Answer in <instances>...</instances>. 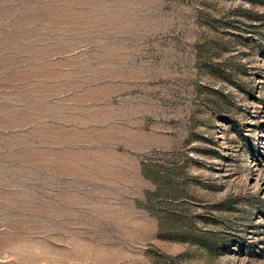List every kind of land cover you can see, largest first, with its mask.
Returning a JSON list of instances; mask_svg holds the SVG:
<instances>
[{
  "label": "rangeland",
  "instance_id": "1",
  "mask_svg": "<svg viewBox=\"0 0 264 264\" xmlns=\"http://www.w3.org/2000/svg\"><path fill=\"white\" fill-rule=\"evenodd\" d=\"M0 264H264V0H0Z\"/></svg>",
  "mask_w": 264,
  "mask_h": 264
}]
</instances>
